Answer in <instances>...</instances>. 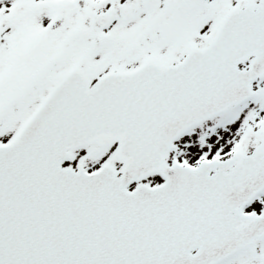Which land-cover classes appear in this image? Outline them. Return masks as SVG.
Segmentation results:
<instances>
[{
  "label": "snow or ice",
  "instance_id": "obj_1",
  "mask_svg": "<svg viewBox=\"0 0 264 264\" xmlns=\"http://www.w3.org/2000/svg\"><path fill=\"white\" fill-rule=\"evenodd\" d=\"M0 264H264V0H0Z\"/></svg>",
  "mask_w": 264,
  "mask_h": 264
}]
</instances>
